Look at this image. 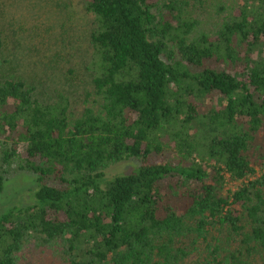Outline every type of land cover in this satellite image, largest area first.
Listing matches in <instances>:
<instances>
[{"label":"trees","instance_id":"1","mask_svg":"<svg viewBox=\"0 0 264 264\" xmlns=\"http://www.w3.org/2000/svg\"><path fill=\"white\" fill-rule=\"evenodd\" d=\"M66 1L0 0V264H264V0Z\"/></svg>","mask_w":264,"mask_h":264},{"label":"rangeland","instance_id":"2","mask_svg":"<svg viewBox=\"0 0 264 264\" xmlns=\"http://www.w3.org/2000/svg\"><path fill=\"white\" fill-rule=\"evenodd\" d=\"M29 1L35 2L36 8L35 10H42L45 12L44 16L52 17L56 16L60 18L61 16V11H59L58 8H55L56 12L51 14H48L45 9L47 8L48 4H60L65 5L67 3L66 0H50L51 2L47 0H23L21 2V5L18 7L20 9V12H24V7L26 6ZM59 2V3H58ZM26 14L29 15V13L26 12ZM43 16V17H44ZM37 42V40L35 41ZM28 43V41H27ZM139 164V160H127L120 162L118 164H115L111 166L107 171H106V176L111 177L114 174L121 173V172H127L131 169H133L135 166ZM6 187L4 189L3 195L0 198V211L6 209L7 207H11L15 204H18L22 202L24 204V200L22 196L24 197V194L26 193L27 189L32 187L35 183V176L34 174L20 170L16 168V164H12V168L9 171L8 174H6ZM233 188V184L229 186V188ZM39 256V255H38ZM38 256L34 255H29L27 258L28 260L25 261L23 264H53L47 259H42L39 258ZM52 261V260H51Z\"/></svg>","mask_w":264,"mask_h":264}]
</instances>
